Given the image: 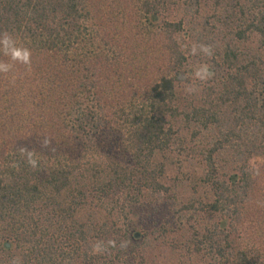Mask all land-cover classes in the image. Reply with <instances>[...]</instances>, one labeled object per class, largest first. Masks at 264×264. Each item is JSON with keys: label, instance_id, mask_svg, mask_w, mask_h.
<instances>
[{"label": "trees", "instance_id": "obj_1", "mask_svg": "<svg viewBox=\"0 0 264 264\" xmlns=\"http://www.w3.org/2000/svg\"><path fill=\"white\" fill-rule=\"evenodd\" d=\"M167 5L0 0V264H264V51L197 59Z\"/></svg>", "mask_w": 264, "mask_h": 264}, {"label": "rangeland", "instance_id": "obj_2", "mask_svg": "<svg viewBox=\"0 0 264 264\" xmlns=\"http://www.w3.org/2000/svg\"><path fill=\"white\" fill-rule=\"evenodd\" d=\"M198 3L197 8L190 6L193 3ZM239 3H245L247 9H252L255 14L259 9L252 4L256 0H168L166 11L163 13L170 19H183L184 30L189 33V49L196 55L197 59L210 61L216 55V50L221 49L226 43H233L240 50L247 51L249 49H261L264 51V46L260 47V42L257 36L249 35L247 42H236L234 40L235 33L244 28L245 23L243 16L239 10ZM255 8V9H254ZM263 11V10H262ZM202 47L210 49L211 54H205L201 51ZM195 49V52H193ZM204 63H198L196 72L201 67L207 66ZM207 80L201 84L205 87ZM178 151V150H175ZM182 153V152H179ZM179 160H173V169L168 170V184L173 181H180L187 178L188 172H185L186 164H181ZM181 167V169L179 168ZM174 177V178H173Z\"/></svg>", "mask_w": 264, "mask_h": 264}, {"label": "clouds", "instance_id": "obj_3", "mask_svg": "<svg viewBox=\"0 0 264 264\" xmlns=\"http://www.w3.org/2000/svg\"><path fill=\"white\" fill-rule=\"evenodd\" d=\"M14 41H12L7 34H4L3 38L0 39V44H3L4 47L9 48L10 52H11V56L13 60H20L23 61L24 63H28L29 62V56L30 53L28 50H21V49H17L14 46ZM201 51H203L205 54H211L210 53V49L207 47H202ZM193 52H195V49H193ZM0 71H8V65H0ZM211 72H209L207 66H203L201 67V69L196 73V76L198 79H200L201 81L207 80L211 77ZM34 163V161H33ZM109 244H114V242H109ZM101 247L100 245H96L94 247V251L95 252H99L101 251Z\"/></svg>", "mask_w": 264, "mask_h": 264}]
</instances>
